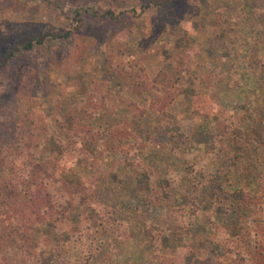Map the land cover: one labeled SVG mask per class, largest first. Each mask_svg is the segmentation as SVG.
I'll list each match as a JSON object with an SVG mask.
<instances>
[{"label":"rangeland","instance_id":"374dc122","mask_svg":"<svg viewBox=\"0 0 264 264\" xmlns=\"http://www.w3.org/2000/svg\"><path fill=\"white\" fill-rule=\"evenodd\" d=\"M109 9L116 19L94 15ZM70 11L83 16L79 32L73 30ZM67 30L72 36L65 37ZM50 32L58 33V38L46 35ZM37 35H46L42 45L10 55L15 44ZM59 46L68 49L67 57ZM261 60L264 0H0V144L7 153L16 152L7 140H13L17 121H63L71 113L78 118L84 108L82 116L87 118L77 121L102 134L94 141L83 140V146L103 155L95 162L100 168L90 182L94 197L108 208L126 204L120 215L123 221H130L133 211L143 215L131 221L129 238L116 244L114 261L168 264L165 259L174 257L177 264H184L178 257L194 244L200 245L195 252L222 258L218 264H264ZM187 73L194 77L187 78ZM137 76L144 79L142 90L135 86ZM245 115L252 118L249 125L254 131L246 139L249 149H243L244 157L224 159L223 151L216 150L200 161L205 142L212 141L218 129L210 116H225L241 125ZM44 152L45 167L35 175L45 171L68 176V152L50 143ZM187 154L189 164H197L193 174L197 182H213L217 188L225 184L230 191L248 184L251 199L260 202V214L247 210L229 220L238 229H252V235L257 228L260 234L253 242L245 238L229 241L222 249L214 247L195 220L177 228L162 246L149 245L140 224H163L171 210L165 203L154 207L146 201L148 192L139 180L150 171L152 183L160 188L161 174H183ZM92 166L76 164L74 175L88 177ZM71 216L80 218L77 211ZM34 229L47 241L65 239L49 220ZM216 237L227 236L220 230ZM42 247L36 254L43 264H51V251ZM93 252L100 264H108L96 249Z\"/></svg>","mask_w":264,"mask_h":264},{"label":"trees","instance_id":"16d2710c","mask_svg":"<svg viewBox=\"0 0 264 264\" xmlns=\"http://www.w3.org/2000/svg\"><path fill=\"white\" fill-rule=\"evenodd\" d=\"M94 15L111 19L118 17L112 9L94 12ZM68 18L70 22L75 23L74 31L82 30L80 27L84 20L81 12L70 11ZM64 33L65 37H69L73 31L67 30ZM46 35L55 38L59 36L53 32ZM46 35H37L15 44L10 55L15 56L21 51L42 45ZM59 49L65 55L68 53V49L64 47L59 46ZM260 64L264 69V60H261ZM138 71L141 73L142 70ZM186 75L187 78L194 77L190 73ZM135 86L142 90V76H137ZM83 112L86 113L84 108L78 111V118L71 113L63 121L52 119L49 123L38 119H31L28 123L17 121L16 127L13 128V140H7L16 152L7 153L4 143L0 144V264H43L41 256L36 254L40 245H43L41 249L48 246L51 251V264H100L99 258L95 259V249L99 253L97 256L107 260L108 264H120V260L113 259L114 248L116 244L121 243V239L129 238L131 221L135 223L137 219L141 220L140 216L143 215L139 211H133L129 215L130 221H123L120 215L126 212L123 208L126 204L121 203V208H108L100 206L94 197L90 182L100 168L95 162L102 161L103 155L83 146V140L92 138L94 141L100 139L102 134L89 124H83V127L77 121L87 118L82 116ZM251 119L245 115L240 121L241 125H237L225 116H210V120L217 123L218 129L212 141L209 139L210 142H205L207 149L202 153L200 161L205 162L203 157L216 150L223 151L221 157L224 159L237 161L244 157L243 149H249L246 139L254 131L249 125ZM49 143L59 151L68 152V157L71 158L68 176L45 171L42 177L35 175L36 170L45 167L43 157ZM186 156L188 159L184 157L186 165L183 176L168 172L161 174L163 184L160 188H155L156 185L152 183L155 178L150 171L139 180L142 189H147L148 197L144 198L146 201H150L154 207L163 206L165 203L171 210L169 218H166L163 224H140L143 235L150 238L149 245L162 246L164 241L170 240L172 234L176 235L177 228L193 225L195 220L200 221L204 234L209 238L211 245L217 248L222 249L225 243L232 240L244 241L246 238L250 243L258 238L260 232L257 228L255 235H252V229L242 226L238 229L229 220L230 216H240L247 210L254 216L260 214V202L251 199L248 184L237 185L230 191L225 184L217 188L213 182H197L193 176L198 169L197 164L194 162L190 165L189 154ZM76 164H93L94 169L88 177H76ZM6 168L10 170L8 174L4 173ZM240 174L242 175V170ZM70 175L73 176L69 177ZM244 208L246 210L243 211ZM72 211H77L80 218H73ZM179 216H182L181 220ZM46 220L65 235L64 240L47 241L37 235L34 225ZM219 229L223 230L225 237L227 236L225 239L216 237ZM106 240L109 241V247L103 248L106 246ZM197 248H200V245L193 244L185 255L182 256L181 253L178 258L184 261V264H218L222 261V258L213 259L207 254L195 252ZM165 260L168 264H177L174 257H167Z\"/></svg>","mask_w":264,"mask_h":264}]
</instances>
